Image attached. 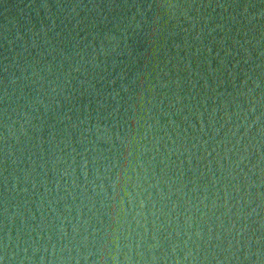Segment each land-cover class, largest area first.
<instances>
[{
  "label": "water",
  "instance_id": "1",
  "mask_svg": "<svg viewBox=\"0 0 264 264\" xmlns=\"http://www.w3.org/2000/svg\"><path fill=\"white\" fill-rule=\"evenodd\" d=\"M0 264H264V0H0Z\"/></svg>",
  "mask_w": 264,
  "mask_h": 264
}]
</instances>
